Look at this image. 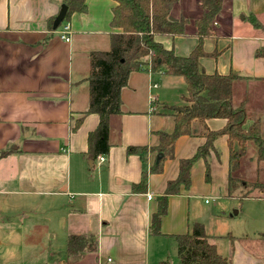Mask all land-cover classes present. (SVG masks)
<instances>
[{"label": "crops", "instance_id": "crops-1", "mask_svg": "<svg viewBox=\"0 0 264 264\" xmlns=\"http://www.w3.org/2000/svg\"><path fill=\"white\" fill-rule=\"evenodd\" d=\"M62 4L64 0H0V153L5 151L0 154V183L8 181V194L23 195L24 208L31 207L30 200L41 198L44 226L53 225V238L57 234L65 238L64 247L51 245L45 258H28L24 264H104L107 257L110 264H202L182 263L173 236L189 232L191 224L199 222L191 223L188 215L194 197L201 198L208 190L206 163L213 176L217 166L224 164L228 188L226 136L216 138L215 149L192 165L190 186L181 185L180 193L168 196L161 234H151L150 217L157 197L167 181L176 178L179 159L192 156L205 141L200 136H178L173 155L161 156V170H150L159 161L157 132L173 130L169 106L180 103L186 84L173 79L179 75L149 69L131 72L120 91L121 113L109 117L108 153L104 160L100 155L90 159L87 136L98 116L87 114L76 130L72 127L88 106L89 54L110 47L115 2L87 0L83 12H72L56 27L53 23L49 27ZM201 12L196 0H178L171 14L189 19L184 34L155 39L177 55H188L198 42L194 20ZM251 13L264 25V0H224L214 23L215 35L203 42L204 50H216L218 57H201L199 63L207 73L224 74L230 68L236 72L234 101L253 118L264 119V58L254 55L255 49L264 46V31L247 24L248 35L231 32L236 22L248 20ZM64 30L69 41L60 38ZM225 122L210 118L206 125L220 130ZM129 145L153 149L142 161L137 154H126ZM249 150L255 153L250 148L247 154ZM142 171L147 174L146 185L134 189ZM147 194L152 197L148 199ZM204 203H208L206 198ZM71 234L92 235L94 249L68 255L66 240ZM207 237L220 253L214 236L207 233ZM220 237L225 242H221L225 251L221 254L229 258L228 264H264V232L253 237L230 233ZM163 243L172 248L170 254H166L168 248L162 249Z\"/></svg>", "mask_w": 264, "mask_h": 264}, {"label": "trees", "instance_id": "trees-1", "mask_svg": "<svg viewBox=\"0 0 264 264\" xmlns=\"http://www.w3.org/2000/svg\"><path fill=\"white\" fill-rule=\"evenodd\" d=\"M87 0H64L67 6L65 19L72 12H83ZM110 25L114 29L110 33L108 50L90 52V72L88 82V106L82 116L74 121L72 130H76L83 117L94 113L98 116L95 128L87 136V155L95 159L108 153L109 117L121 113L120 91L126 86L128 76L133 71L150 70L166 75L182 76L186 91L179 104L170 105L174 118L171 132L159 131V143L155 147L162 156H172L176 138L180 135L204 137L205 141L195 153L188 158L179 159L178 174L175 179L168 180L163 194L157 197L156 209L150 217L149 231L161 234L160 224L167 212V200L171 194L180 193L181 185L188 188L191 184L190 171L199 158L206 159L210 150H214V140L226 136L228 146V188L239 182H245L236 175L242 158L248 149L255 150L256 170L264 169V119L252 117L242 104L233 99V83L239 78L231 68L227 73L217 71L207 73L199 63L201 57H218V52H206L204 39L215 35V20L219 15L224 0H196L201 14L194 20L196 36L195 47L186 56L177 55L173 48H165L158 42L157 35L179 36L184 34L187 17L175 18L171 14L174 3L178 0H113ZM246 18L250 23L264 31V25L255 14ZM53 19L49 22L51 27ZM256 57L264 58V46L254 51ZM210 118L225 119L220 130H211L206 125ZM145 145H129L126 154H137L142 159L152 150ZM3 151L0 154H3ZM151 166V171L161 170V161ZM209 177V165L206 163L205 179ZM147 174L142 171L140 181L133 185L145 187ZM252 185L264 195V181L256 178ZM245 196V195H244ZM176 250L182 263L228 264L229 258L218 252L214 243L208 242L204 226L200 222L192 224L191 230L173 236ZM95 240L92 235L71 234L66 240L68 255H76L84 250H93ZM161 264H167L163 261Z\"/></svg>", "mask_w": 264, "mask_h": 264}, {"label": "rangeland", "instance_id": "rangeland-1", "mask_svg": "<svg viewBox=\"0 0 264 264\" xmlns=\"http://www.w3.org/2000/svg\"><path fill=\"white\" fill-rule=\"evenodd\" d=\"M249 22L248 20L236 22L234 28L231 27V32L248 35L250 28L247 24H251ZM173 79H177L185 86L181 76H175ZM249 151L242 158L240 169L236 172V175L245 182H239L229 190L224 164L218 165L214 176L209 172V177L204 182L208 185L207 192L203 193L201 198L194 197L195 205L191 207L188 215L191 223L192 220H199L204 226L205 233L214 236L215 242L220 244V253L225 252L221 245L223 239L221 235L230 233L239 237H253L264 232V195L251 182L256 178L264 181V169L257 172L255 153ZM205 198L208 203H204ZM24 200L21 194H8V181L0 183V264H8L9 259L11 264H24L28 258L35 256L45 258L51 245L54 249L65 245V238L59 239L58 234L55 238L51 236L53 225L44 226L46 211L42 199L30 200L29 208H24ZM41 202L43 204L39 205ZM161 246L164 251L168 248L166 254L173 251L167 243Z\"/></svg>", "mask_w": 264, "mask_h": 264}, {"label": "water", "instance_id": "water-1", "mask_svg": "<svg viewBox=\"0 0 264 264\" xmlns=\"http://www.w3.org/2000/svg\"><path fill=\"white\" fill-rule=\"evenodd\" d=\"M66 12H67V6L66 4H62L59 13L56 15L53 21V27H56L64 19ZM161 156L162 153L159 152L156 156V162L160 159Z\"/></svg>", "mask_w": 264, "mask_h": 264}, {"label": "built area", "instance_id": "built-area-1", "mask_svg": "<svg viewBox=\"0 0 264 264\" xmlns=\"http://www.w3.org/2000/svg\"><path fill=\"white\" fill-rule=\"evenodd\" d=\"M60 38L65 40V41H69L70 40V36L68 35L67 33V30H64L61 34H60ZM100 160H104L105 157L104 155H100ZM152 197L151 194H147V198L150 199ZM111 262V258L110 257H107V261L104 263V264H110Z\"/></svg>", "mask_w": 264, "mask_h": 264}]
</instances>
